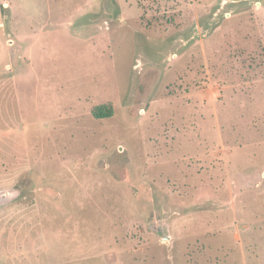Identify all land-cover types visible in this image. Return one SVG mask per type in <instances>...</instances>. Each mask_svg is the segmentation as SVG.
I'll return each instance as SVG.
<instances>
[{
    "label": "rangeland",
    "instance_id": "obj_1",
    "mask_svg": "<svg viewBox=\"0 0 264 264\" xmlns=\"http://www.w3.org/2000/svg\"><path fill=\"white\" fill-rule=\"evenodd\" d=\"M0 192V264H264V0H0Z\"/></svg>",
    "mask_w": 264,
    "mask_h": 264
},
{
    "label": "water",
    "instance_id": "obj_2",
    "mask_svg": "<svg viewBox=\"0 0 264 264\" xmlns=\"http://www.w3.org/2000/svg\"><path fill=\"white\" fill-rule=\"evenodd\" d=\"M3 194L0 192V202L3 201ZM149 228L155 230L157 233L160 234L162 240H167L169 238L168 234L165 231V228L161 222L150 220L148 222Z\"/></svg>",
    "mask_w": 264,
    "mask_h": 264
},
{
    "label": "trees",
    "instance_id": "obj_3",
    "mask_svg": "<svg viewBox=\"0 0 264 264\" xmlns=\"http://www.w3.org/2000/svg\"><path fill=\"white\" fill-rule=\"evenodd\" d=\"M94 116L96 117H106L111 115L112 110L109 106L106 105H101V106H97L93 112Z\"/></svg>",
    "mask_w": 264,
    "mask_h": 264
}]
</instances>
